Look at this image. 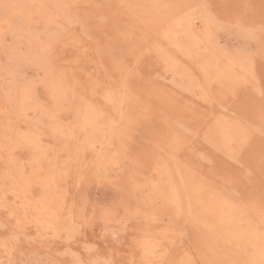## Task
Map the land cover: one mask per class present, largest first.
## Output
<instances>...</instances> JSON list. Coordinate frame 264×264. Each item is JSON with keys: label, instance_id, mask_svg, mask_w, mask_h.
Returning a JSON list of instances; mask_svg holds the SVG:
<instances>
[{"label": "rangeland", "instance_id": "rangeland-1", "mask_svg": "<svg viewBox=\"0 0 264 264\" xmlns=\"http://www.w3.org/2000/svg\"><path fill=\"white\" fill-rule=\"evenodd\" d=\"M0 264H264V0H0Z\"/></svg>", "mask_w": 264, "mask_h": 264}]
</instances>
